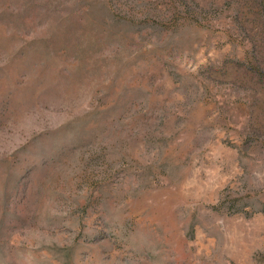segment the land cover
I'll return each instance as SVG.
<instances>
[{
    "label": "rangeland",
    "instance_id": "374dc122",
    "mask_svg": "<svg viewBox=\"0 0 264 264\" xmlns=\"http://www.w3.org/2000/svg\"><path fill=\"white\" fill-rule=\"evenodd\" d=\"M0 264H264V0H0Z\"/></svg>",
    "mask_w": 264,
    "mask_h": 264
}]
</instances>
